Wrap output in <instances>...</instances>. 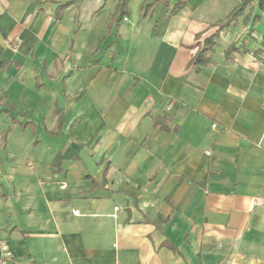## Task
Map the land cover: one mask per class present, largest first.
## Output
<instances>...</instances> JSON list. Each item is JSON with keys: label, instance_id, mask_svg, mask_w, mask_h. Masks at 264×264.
Returning a JSON list of instances; mask_svg holds the SVG:
<instances>
[{"label": "crops", "instance_id": "obj_1", "mask_svg": "<svg viewBox=\"0 0 264 264\" xmlns=\"http://www.w3.org/2000/svg\"><path fill=\"white\" fill-rule=\"evenodd\" d=\"M147 1L0 0L8 264H264V0Z\"/></svg>", "mask_w": 264, "mask_h": 264}, {"label": "trees", "instance_id": "obj_2", "mask_svg": "<svg viewBox=\"0 0 264 264\" xmlns=\"http://www.w3.org/2000/svg\"><path fill=\"white\" fill-rule=\"evenodd\" d=\"M247 1L248 0H245L243 5L241 6V8L239 10H237L235 13H233L231 17H234L239 12L243 11L244 6L246 5ZM128 2H129V0H119V8L122 12H126ZM157 2L162 3L163 11L156 21V27L157 28H165L170 17L177 14L182 9L183 2L180 0H175V1H173V0H148L144 4L145 14ZM223 26L224 25L220 26L216 32H214L213 34L208 36L203 43L199 44V47H198L197 51L194 53L192 60H191L192 66L198 67L200 65H204L206 63H209L212 60L211 54H212V51H213L214 46L216 44L215 39L218 37L219 31H220V29H222ZM263 41H264V37H263ZM232 47L235 48V45L233 44Z\"/></svg>", "mask_w": 264, "mask_h": 264}, {"label": "built area", "instance_id": "obj_3", "mask_svg": "<svg viewBox=\"0 0 264 264\" xmlns=\"http://www.w3.org/2000/svg\"><path fill=\"white\" fill-rule=\"evenodd\" d=\"M124 21H128V17H125ZM168 109L171 110L172 106L169 105ZM212 127L217 128L218 126L216 123H214ZM208 154H210V152H208ZM62 187H66V185L63 184ZM12 257L13 253L8 244V241L6 239H0V264H8L11 261Z\"/></svg>", "mask_w": 264, "mask_h": 264}]
</instances>
